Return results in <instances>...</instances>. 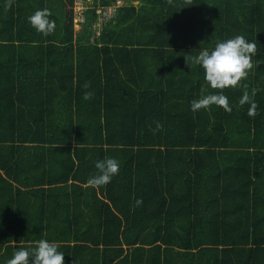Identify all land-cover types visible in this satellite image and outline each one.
<instances>
[{
  "label": "trees",
  "instance_id": "16d2710c",
  "mask_svg": "<svg viewBox=\"0 0 264 264\" xmlns=\"http://www.w3.org/2000/svg\"><path fill=\"white\" fill-rule=\"evenodd\" d=\"M87 2L76 31L75 0H0V264L40 239L65 264H264V0ZM237 35L257 54L231 113L193 112L217 90L186 56ZM105 158L119 174L90 186Z\"/></svg>",
  "mask_w": 264,
  "mask_h": 264
},
{
  "label": "clouds",
  "instance_id": "9594fccd",
  "mask_svg": "<svg viewBox=\"0 0 264 264\" xmlns=\"http://www.w3.org/2000/svg\"><path fill=\"white\" fill-rule=\"evenodd\" d=\"M85 1L87 8H89L88 0ZM12 3L13 0H6L5 10L10 9ZM168 3L172 4L173 0H168ZM190 5H192L191 0H185V6ZM98 6L93 7L97 10ZM51 15V11L45 8L35 11L34 14L28 17V20L38 33H42L47 37L53 34L56 29V22L50 19ZM256 54V43L249 42L242 35H237L231 39L218 41L211 51L205 48L197 56H186L187 64L190 67L192 64L201 66L204 70L205 81L212 89L217 90L216 94L202 95L201 98L193 100L191 103L192 111L209 109L212 105H216L231 113L232 107L229 104L228 97L224 94V90L241 87V82L248 78L249 73L256 66L252 60V57ZM84 87L88 88L90 85L86 83ZM243 88L245 90L239 100V105L250 104L248 115L254 118L258 115V112L257 104L252 97L255 96L258 90L253 89L250 95L247 90L248 85L243 84ZM201 91L203 93L206 89ZM93 95L92 92H85L83 98L89 100ZM156 129H162L159 122H156ZM95 166L99 170V174L87 181L90 186H106L114 176L119 174V162L115 158L99 160ZM141 204L142 200H136V207ZM59 247L60 245L56 242L40 239L36 241L35 247L31 250L23 247L18 248L12 258L7 261V264H65L64 253L58 250Z\"/></svg>",
  "mask_w": 264,
  "mask_h": 264
},
{
  "label": "built area",
  "instance_id": "2783aa9c",
  "mask_svg": "<svg viewBox=\"0 0 264 264\" xmlns=\"http://www.w3.org/2000/svg\"><path fill=\"white\" fill-rule=\"evenodd\" d=\"M86 8L87 3L85 0H75V22L82 24V22L86 18ZM97 11L101 13L100 20L97 22L96 25H99V27H102L104 20L108 19L112 14L114 9L111 7H98Z\"/></svg>",
  "mask_w": 264,
  "mask_h": 264
},
{
  "label": "rangeland",
  "instance_id": "374dc122",
  "mask_svg": "<svg viewBox=\"0 0 264 264\" xmlns=\"http://www.w3.org/2000/svg\"><path fill=\"white\" fill-rule=\"evenodd\" d=\"M120 1L123 2V0H120ZM135 2L137 3L138 1H135ZM119 3H120V2H119ZM105 6H106V7H111V8L114 9V6H113V5H110V6H109V5H102V4H101V5H99L98 7H101V8H102V7H105ZM98 7H97V8H98ZM81 27H82V24H79V23H76V24H75V29H76V31H80V30H81Z\"/></svg>",
  "mask_w": 264,
  "mask_h": 264
}]
</instances>
